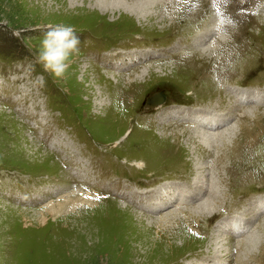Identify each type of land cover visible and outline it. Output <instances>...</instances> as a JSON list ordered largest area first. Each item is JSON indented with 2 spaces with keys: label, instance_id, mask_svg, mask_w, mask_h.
<instances>
[{
  "label": "rangeland",
  "instance_id": "obj_1",
  "mask_svg": "<svg viewBox=\"0 0 264 264\" xmlns=\"http://www.w3.org/2000/svg\"><path fill=\"white\" fill-rule=\"evenodd\" d=\"M156 1L0 0V264H264V176L242 197L228 184L217 215L214 194L233 161L264 166V0H170L202 10L187 38L179 12L148 19L168 8ZM60 23L81 40L66 82L37 62ZM207 47L204 64L173 63ZM218 66L214 100L196 98ZM159 90L166 100L151 107ZM211 116L224 124L192 120ZM190 125L229 130L197 142L173 133ZM200 223L209 234L194 243L188 227Z\"/></svg>",
  "mask_w": 264,
  "mask_h": 264
},
{
  "label": "bare ground",
  "instance_id": "obj_2",
  "mask_svg": "<svg viewBox=\"0 0 264 264\" xmlns=\"http://www.w3.org/2000/svg\"><path fill=\"white\" fill-rule=\"evenodd\" d=\"M155 1V0H154ZM169 1L170 0H157L156 1V4H154V5H156L157 6V4H158V6L159 7H161V6H163L164 7V9L166 8V6H167V4L169 3ZM204 2H205V0H203ZM159 2H160V4H159ZM207 2V1H206ZM154 3V2H153ZM208 3V2H207ZM184 4V3H183ZM186 4V3H185ZM212 4V3H211ZM214 4V3H213ZM242 4V3H241ZM177 5H179L178 3L177 4H174V3H171L170 5L168 4V8H166V11L165 10H161L160 12H157V9H156V12L155 13H150L151 14V16L149 15V17H148V19H150V20H153V22L154 21H157V20H161V19H169V17L170 16H172L173 17V19L175 18L174 17V15L173 14H178V12H179V16H180V18H182V21H183V24L182 25H180L179 27H177L178 28V31L176 32V33H179V34H181V35H183L185 38H187L188 37V34H189V32H191V31H193V29H197L202 23H200V25H199V22H200V19L202 18V10H192V7H194V5L192 4V2L191 3H189V4H187V6L185 7V8H183V10H179V6H178V9L176 10V8H177ZM245 5V4H244ZM250 5V4H249ZM153 6V5H152ZM212 6V5H211ZM171 7H173L172 8V10H170V8ZM182 7V6H181ZM180 7V8H181ZM197 8V7H196ZM198 8H200V7H198ZM161 9V8H160ZM170 11H169V10ZM214 11V10H213ZM225 11V10H224ZM176 12V13H175ZM207 13V12H206ZM226 13V12H225ZM223 14V13H222ZM207 15V14H206ZM224 15V14H223ZM204 16H205V13H204ZM225 16H226V14H225ZM223 18V17H222ZM147 19V20H148ZM166 19V20H167ZM172 19V18H171ZM163 21V20H162ZM202 21V20H201ZM168 22V21H167ZM177 22V21H176ZM208 22V21H207ZM181 22H179V24H180ZM93 24V23H92ZM162 24V23H161ZM165 24V23H164ZM176 25V24H175ZM199 25V26H198ZM204 25V24H203ZM152 26V25H151ZM154 26V25H153ZM162 26V25H161ZM172 26H174V24L172 25ZM181 26H184V28H182ZM192 29V30H191ZM163 30V29H162ZM166 30V29H165ZM189 30H191V31H189ZM174 31V30H173ZM163 32V31H162ZM194 34H192L193 36H195V35H197L198 34V32L197 31H195V32H193ZM177 36V35H176ZM192 36V37H193ZM206 37H207V35H206ZM184 38V39H185ZM183 39V40H184ZM207 38H203V40H206ZM190 40V39H189ZM202 40V41H203ZM187 41V40H186ZM218 46V45H217ZM215 47H207V48H205V49H202V50H200V51H198V50H189L188 52L190 53V55H189V57L187 58V59H185L183 62H185V61H189V60H193V59H196L197 61H199V64H204V62H202V60H204V58H206L205 56L207 55V57H209L210 55H213V51H216V49H214ZM217 48V47H216ZM214 56V55H213ZM182 62V63H183ZM193 64V63H192ZM180 65H182V64H180ZM196 65H197V63H196ZM212 65V64H211ZM193 67V66H192ZM191 67V68H192ZM202 67V66H201ZM207 67V66H206ZM185 68V67H184ZM213 68V67H212ZM209 69V68H208ZM234 69V68H233ZM191 71H193L194 72V70H191ZM205 71V70H204ZM208 71V70H207ZM223 71V70H222ZM206 72V71H205ZM210 72H212V75L209 77V78H207V75L209 74V73H203V75H199V77H197L196 75H197V72L195 71V73H196V75L195 74H191V75H194L193 76V78H195V76L197 77V80L199 81V83L201 82L202 83V81L204 80V79H206L207 78V80L208 81H206V83H202V84H205V85H201L200 84V86H198L197 88H196V92H197V96H196V98L198 97V98H202L203 100H205V101H207V100H214L213 98L215 97L214 95L216 94V92H218L219 91V89H220V81H218L217 82V78H219V76H220V66H218V67H216V69H211V71ZM211 74V73H210ZM144 74H141V73H139V74H134V79H138V77L139 76H143ZM223 76V75H222ZM192 77V76H191ZM216 80H215V79ZM194 83V85L195 86H197V84H198V82H193ZM194 86V87H195ZM134 93V92H133ZM128 95V94H127ZM133 95H135V94H133ZM188 99H190L189 97H188ZM157 106H159V105H157ZM151 107H154L153 105H151ZM156 107V106H155ZM247 110H249V109H247ZM177 111V110H176ZM255 111H256V109H255ZM169 113H171V115L172 116H176V117H179L180 116V114L178 115V114H176V113H173L171 110L170 111H168ZM254 112V111H253ZM264 112V111H263ZM168 113V114H169ZM255 115V114H254ZM193 121H194V123H196V125H203V126H205L206 128H211V129H216V127L218 126V125H223L224 123V121H223V119L222 118H220V117H213V116H211L210 117V119L209 120H204V121H202V120H200V119H192ZM233 126V125H232ZM230 129H231V127H229ZM233 128V127H232ZM187 129H189V131L187 130ZM185 130H187L188 131V134H186L187 135V137L185 138V140L187 139V140H191V141H196L197 142V137H198V135L200 136H202V135H205V136H208V137H213V136H222V135H224L225 134V132H227V130H229L228 128L227 129H224V130H222V131H218V132H210V131H206V129H204L203 131H201L200 129H198L197 128V126H194V127H192V125H190V126H186V127H184L183 128V132L181 131V130H173V133L176 135V137H180L182 134H184L185 133ZM232 130V129H231ZM227 134V133H226ZM151 137V136H150ZM226 137H227V135H226ZM153 138V137H152ZM225 140V139H224ZM223 140V141H224ZM156 141V140H155ZM226 141V140H225ZM199 142V141H198ZM148 143V142H147ZM190 143V142H189ZM188 144V143H187ZM199 145V144H198ZM153 146H156V145H153ZM153 146H152V148H153ZM158 146V145H157ZM161 146H163V145H161ZM185 146V145H184ZM151 147V146H150ZM191 147V146H190ZM195 147V146H194ZM223 147H224V144H223ZM158 148V147H157ZM155 149V148H154ZM164 149H165V147H164ZM200 149H202L203 151H205V152H209V151H207V150H205V149H203L202 147H200ZM199 149V150H200ZM217 149V148H216ZM156 150V149H155ZM167 150V149H166ZM169 150H171V149H169ZM181 150H183V149H181ZM157 151V150H156ZM173 151V150H172ZM187 151V150H186ZM190 151H191V149H190ZM189 151V152H190ZM158 152V151H157ZM162 152V151H161ZM223 151H221L220 152V155H218L217 156V160L220 162V170L221 169H223V168H225V164L223 163V161L225 162V158H227V155H228V153H222ZM224 152H228L227 150L226 151H224ZM160 153V152H159ZM196 153H197V151H196ZM170 154V153H169ZM181 154V153H180ZM249 154V153H248ZM163 155V154H162ZM183 155V154H182ZM189 155V154H188ZM137 157V156H136ZM140 157V156H139ZM166 157H167V155H166ZM166 157L164 158V159H166ZM143 158H145V157H143ZM193 158H194V154H193ZM202 157H201V155L199 154V151H198V159H199V161H196V163L194 164V170H195V173L197 172H199V171H202L201 169L202 168H199L200 167V165H202V159H201ZM249 158L252 160V156H249ZM251 160H249V161H237V162H234L233 161V163H232V165L229 167H226L225 168V172L226 173H228V174H230V176L231 177H227L226 179H225V183H226V188L224 189L223 188V186L220 184V185H218V188H216V190L214 191V194H215V197L218 199V205H219V207H220V210H219V213L217 212L215 215H217V214H220L221 212H223V207H224V205H225V199H226V197H227V194H228V192L230 191V188L229 187H227V185L228 184H230L231 183V185H232V183L233 182H235L236 183V186H238V189H239V193H238V195L239 196H245L249 191H251V189L253 188V184H254V181L255 182H257V180H260V178H262L263 176H264V166H261V165H258V164H256V163H254L253 161H251ZM218 162V163H219ZM218 163L216 164V166L218 165ZM198 164V165H197ZM221 164L224 166L223 168L221 167ZM197 165V166H196ZM151 166V165H150ZM182 165H179V164H174L171 168H173V167H177V168H179V167H181ZM165 168H168V166H165ZM176 168V169H177ZM154 170H156V169H154ZM147 171H149V170H147ZM158 171V170H157ZM152 172V171H151ZM234 173H235V179H233V177H234ZM159 174L161 175V174H163V173H161L160 172V170H159ZM159 174L158 173H156L155 172V175L154 174H152L153 176H156V175H158L159 176ZM183 175H185V174H183ZM165 177V176H164ZM153 179H154V177H153ZM186 179V178H185ZM263 179V178H262ZM220 186V187H219ZM242 186H244L243 188H240V187H242ZM250 187H252V188H250ZM201 188V187H200ZM250 189V190H249ZM200 190V189H199ZM232 191V190H231ZM261 200V198H259V200H258V202H261L260 201ZM207 202V201H206ZM263 203H264V201H263ZM212 204H214V202L213 201H209V205H212ZM232 203H230V205H231ZM261 204H262V202H261ZM196 206H198V205H196ZM182 207V206H181ZM185 207V206H184ZM195 207V206H194ZM230 207H232V206H230ZM223 209V210H222ZM183 210V212L184 213H186L185 212V210L184 209H182ZM229 210V209H228ZM227 210V211H228ZM202 211V210H201ZM182 212V213H183ZM192 212V211H191ZM199 212V211H198ZM205 212V211H204ZM169 214V213H168ZM193 214V213H192ZM229 213H227V217L226 218H224V220L221 222V223H225L224 225H226L228 222H230L229 221ZM212 216H214V215H212ZM211 216V217H212ZM185 217V216H184ZM168 218V217H167ZM177 221V220H176ZM179 221H182V220H179ZM174 225V224H173ZM183 225V224H182ZM192 227V228H191ZM174 229V228H173ZM189 229V230H188ZM188 231H187V235H189V233H192V235L190 236V240L191 241H196L197 239H202L201 237H204L205 238V236L207 235V234H209V233H206V229H205V227L202 225V223H200V224H196L195 225V227L193 228V226H189L188 227ZM175 231V232H174ZM239 231V230H238ZM179 232H178V230H173V231H171V233L169 234V240L171 241L172 239H176V238H178L179 237ZM164 235V234H163ZM215 235H211L210 236V238H212V237H214ZM165 237H166V235H165ZM206 239V238H205ZM249 239V237H247V238H245V239H241L242 241H247ZM168 240V239H167ZM168 240V241H169ZM229 241V240H228ZM205 242V241H204ZM230 243H231V241H229ZM228 242V243H229ZM195 243V242H194ZM208 243V242H207ZM206 243V244H207ZM200 244V243H199ZM198 244V245H199ZM204 244V243H203ZM209 244V243H208ZM202 245V244H201ZM244 244H242L241 246H243ZM194 246V245H193ZM206 246V245H205ZM204 246V247H205ZM233 246H234V244H233ZM171 247V246H170ZM169 247V248H170ZM207 247V246H206ZM213 247V246H212ZM186 248V247H185ZM174 249V248H173ZM205 249H207V248H205ZM205 249H203V250H205ZM212 250H214V248H212ZM182 251V250H181ZM221 251V250H220ZM225 252V251H224ZM175 253V252H174ZM195 253V252H194ZM224 254H226V253H224ZM172 258V257H171ZM247 263V262H246Z\"/></svg>",
  "mask_w": 264,
  "mask_h": 264
},
{
  "label": "clouds",
  "instance_id": "obj_3",
  "mask_svg": "<svg viewBox=\"0 0 264 264\" xmlns=\"http://www.w3.org/2000/svg\"><path fill=\"white\" fill-rule=\"evenodd\" d=\"M80 43L81 40L73 26L63 23L49 26L41 41L37 62L55 79L66 82L69 78L72 58L80 54ZM189 55V52L182 51L180 60L173 63H182ZM37 82L44 83L41 79Z\"/></svg>",
  "mask_w": 264,
  "mask_h": 264
},
{
  "label": "water",
  "instance_id": "obj_4",
  "mask_svg": "<svg viewBox=\"0 0 264 264\" xmlns=\"http://www.w3.org/2000/svg\"><path fill=\"white\" fill-rule=\"evenodd\" d=\"M166 99V95L164 94L163 90L159 91H153L149 96H148V104L149 105H156L161 102H163Z\"/></svg>",
  "mask_w": 264,
  "mask_h": 264
}]
</instances>
